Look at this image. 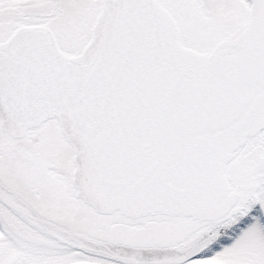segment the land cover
Listing matches in <instances>:
<instances>
[{"label":"snow or ice","instance_id":"1","mask_svg":"<svg viewBox=\"0 0 264 264\" xmlns=\"http://www.w3.org/2000/svg\"><path fill=\"white\" fill-rule=\"evenodd\" d=\"M0 264H264V0H0Z\"/></svg>","mask_w":264,"mask_h":264}]
</instances>
